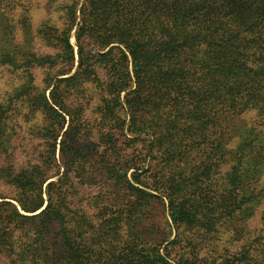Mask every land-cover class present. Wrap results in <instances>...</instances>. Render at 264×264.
<instances>
[{
    "label": "trees",
    "instance_id": "1",
    "mask_svg": "<svg viewBox=\"0 0 264 264\" xmlns=\"http://www.w3.org/2000/svg\"><path fill=\"white\" fill-rule=\"evenodd\" d=\"M135 1L69 0L67 8L78 47L85 29L90 47L103 51L97 56L109 64L111 75L97 78L105 98L127 109L136 101L137 130L152 132V168L144 171L146 180H134L154 194L135 188L138 205L152 198L165 204L169 226L178 232L203 224L206 216L195 203L203 184L231 181L237 201L248 203L252 216L264 201V0H152L148 31H139L131 16ZM5 2L0 0V67L29 73L11 55ZM64 45L68 66L73 62L68 35ZM78 54L81 60L82 52ZM70 71L69 66L61 74ZM83 75L76 71L49 82L48 95L45 87L25 104L28 118L38 113L47 120L45 132L53 140L39 155L42 162L29 163L13 178L18 194L13 200L23 213L10 201L0 203L7 207V212L0 211L5 264H192L184 253L169 251V245H180L177 239L152 249L135 236L130 244L123 242V252H115L107 238L111 233L117 241L123 237L115 221L100 215L96 221L75 217L70 201L53 197L54 187L67 181L68 170L53 173L47 166L56 165L57 132L64 129L65 117L74 120L66 102ZM133 122L131 116L130 125ZM8 141L0 142V155H9L1 149ZM53 177L56 180L48 182ZM188 185H195L193 191ZM89 228L98 234L80 254L72 245L74 238ZM260 250L261 255L252 249L244 264L264 263V245ZM224 260L218 264H232Z\"/></svg>",
    "mask_w": 264,
    "mask_h": 264
},
{
    "label": "rangeland",
    "instance_id": "2",
    "mask_svg": "<svg viewBox=\"0 0 264 264\" xmlns=\"http://www.w3.org/2000/svg\"><path fill=\"white\" fill-rule=\"evenodd\" d=\"M151 1L136 0L132 7L131 16L139 31L152 28ZM68 3L69 0L5 2L11 55L15 61L23 63L29 73H24L22 68L0 67V104L4 106L0 105V142L9 140L1 147L9 155H0V170H5L2 175L0 171V203L10 201L17 206L13 197L18 194L12 183L17 170L39 159L42 162L39 155L49 150L53 140L45 132L47 120L38 113L30 117L27 112L28 118L24 115L28 111L25 104L45 87V95H48L49 82L81 71L84 72L81 82L66 102L74 120L70 122L68 116L65 117L64 129L57 132L56 165L47 166L53 173L55 169L60 174L68 170L67 181L54 187L53 197L64 196L70 201L75 217L84 215L87 220L96 221L100 215L109 218V223L115 221L119 226L116 229L123 235L120 241L112 233L107 237L115 252H123V242L130 244L138 236L141 244L152 249H162L169 241L179 240L180 245H169V251L184 253L192 264H218L225 258L232 264H244L247 255L253 253L252 249L263 254L259 249L264 245V201L250 216L249 204L237 201L231 181L222 186L215 180L203 184L197 190L202 195L195 196L198 198L195 203L202 209L201 215L206 216L203 224L179 228L178 232L174 226H169L165 204L152 198V202L138 205L135 188L143 187L138 186L134 178L146 180L144 171L152 168V132L137 130L136 101L131 100V108L127 109L128 105L119 108L105 98L104 86L97 83V78L106 79L111 69L104 58L97 56L103 51L90 47L85 29L80 31L82 47H78L77 29L72 27ZM78 20L77 17L74 24ZM67 35L73 48V62L68 66L64 45ZM79 51L82 52L81 60ZM69 66V74L62 75ZM57 101L63 103L64 100L58 95ZM131 116L134 118L132 125ZM65 129L67 132L63 133ZM61 138L62 147L59 145ZM55 180L53 177L48 182ZM188 186L189 191L195 188V185ZM6 208L1 206L0 211L7 212ZM17 208L23 213L19 206ZM102 225L106 228L105 222ZM97 234L93 229H85V233L74 238L75 251L81 250V254L86 246L94 243L93 237ZM0 264H5L1 255Z\"/></svg>",
    "mask_w": 264,
    "mask_h": 264
}]
</instances>
